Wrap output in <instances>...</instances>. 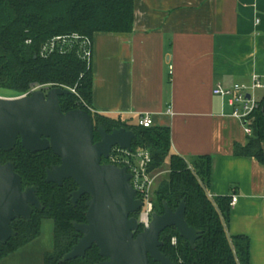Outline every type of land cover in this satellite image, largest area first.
<instances>
[{
    "label": "crops",
    "instance_id": "crops-1",
    "mask_svg": "<svg viewBox=\"0 0 264 264\" xmlns=\"http://www.w3.org/2000/svg\"><path fill=\"white\" fill-rule=\"evenodd\" d=\"M92 69L94 112L129 124L150 113L154 127H170L171 153L211 156L209 194L238 197L228 233L248 236L250 264H264V163L237 153L249 134L214 93L264 77V0H134L131 31L94 34ZM54 231L44 219L40 236L0 264H44Z\"/></svg>",
    "mask_w": 264,
    "mask_h": 264
},
{
    "label": "trees",
    "instance_id": "trees-1",
    "mask_svg": "<svg viewBox=\"0 0 264 264\" xmlns=\"http://www.w3.org/2000/svg\"><path fill=\"white\" fill-rule=\"evenodd\" d=\"M134 23V0H0V87L13 91L12 96L29 92L34 85H51L71 89L61 97L64 112L75 108L87 110L95 128L102 125L108 131L125 127L134 130V150L147 148L152 154L150 171L169 165L168 175L154 190V212H164V202L176 209L185 198V218L200 231L193 247L176 227L166 228L160 236V247L175 264H250L251 241L248 236L229 235L232 196H210L212 158L199 155L190 160L171 153V129L129 124L94 112L92 107L94 75L91 65L75 50L49 56L40 54L41 46L51 37L78 32L93 40L96 32H128ZM31 40L30 43L27 41ZM73 89L75 91H73ZM251 114V134L240 155L254 156L264 163V97ZM99 134L95 133V138ZM3 163L11 160L22 176L23 187L36 186L43 208H34L30 220L17 218L12 227L17 231L6 244L0 243L2 259L41 234L44 219L55 224L54 250L45 253L44 264H96L105 258L93 245L85 257L62 262L63 256L78 242L81 233L73 223L86 221L84 194L76 204L71 193L78 188L72 179L62 185L46 182V171L60 164L61 158L52 149L31 152L18 140L11 151L0 150ZM103 161H106L103 158ZM141 209L135 213L140 216ZM144 226L140 224L138 231ZM176 238V243L173 239ZM150 264H161L150 259Z\"/></svg>",
    "mask_w": 264,
    "mask_h": 264
},
{
    "label": "water",
    "instance_id": "water-1",
    "mask_svg": "<svg viewBox=\"0 0 264 264\" xmlns=\"http://www.w3.org/2000/svg\"><path fill=\"white\" fill-rule=\"evenodd\" d=\"M69 93V88L53 86L23 96H0V150H13L18 140L31 152L52 149L61 163L47 169L45 181L76 182L78 188L71 193L74 204L84 194L90 196L86 221L73 223L82 235L61 261L85 257L96 245L105 258L96 264H150V259L175 264L160 249L161 233L176 227L193 247L200 235L185 218L186 199L176 209L164 202V212H153L149 226L136 234L140 221L135 213L144 202L130 182L132 174L126 167L103 163L115 146L133 151L136 133L125 127L95 128L92 115L83 108L64 112L61 97ZM37 190L36 186L24 188L15 163L0 159V243L6 244L17 234L12 227L15 219L30 220L35 207L43 208Z\"/></svg>",
    "mask_w": 264,
    "mask_h": 264
},
{
    "label": "built area",
    "instance_id": "built-area-1",
    "mask_svg": "<svg viewBox=\"0 0 264 264\" xmlns=\"http://www.w3.org/2000/svg\"><path fill=\"white\" fill-rule=\"evenodd\" d=\"M27 42L30 43L31 40ZM72 50H75L88 65H91L93 57V40L89 36L82 35L78 32L51 37L41 46L40 54L42 56H49L55 52L66 53ZM50 87L51 85H34L29 92L20 96L31 94L37 89H46ZM259 89L264 91V77H260L257 74L253 75L252 84L249 87L240 84L227 89L218 85L214 89L215 94L227 99L228 104L233 108L232 115L244 122L245 131L249 135L251 134L250 114L259 106L254 92ZM73 91L75 90L73 89ZM139 124L143 127L153 126V115L150 113L141 114ZM106 161L110 164L126 167L128 172L132 174L130 182L137 192V197L141 198L144 202V206L141 208L138 218L140 224L144 227L149 226L152 213L154 212L153 196L156 185L154 173L150 171V165L152 163L151 151L147 148L129 151L120 146H115ZM209 195L212 197L211 194ZM237 200L238 197L233 195L230 203L231 207L235 205ZM173 243H176V238L173 239Z\"/></svg>",
    "mask_w": 264,
    "mask_h": 264
},
{
    "label": "rangeland",
    "instance_id": "rangeland-1",
    "mask_svg": "<svg viewBox=\"0 0 264 264\" xmlns=\"http://www.w3.org/2000/svg\"><path fill=\"white\" fill-rule=\"evenodd\" d=\"M12 94H15V93H13V91H11V90H8V89L0 87V96L14 97V96H12ZM23 94H25V93H23ZM257 95H260V96L262 95L261 98H263L264 97V92L262 90H259V91H257ZM17 96H20V95H17ZM162 171L165 172V169L162 168ZM162 171H160L158 173L159 176L156 178L157 180L155 182V184H156L155 188H156V186H158L160 181L168 175V173H163ZM155 188H154V190H155Z\"/></svg>",
    "mask_w": 264,
    "mask_h": 264
},
{
    "label": "flooded vegetation",
    "instance_id": "flooded-vegetation-1",
    "mask_svg": "<svg viewBox=\"0 0 264 264\" xmlns=\"http://www.w3.org/2000/svg\"><path fill=\"white\" fill-rule=\"evenodd\" d=\"M98 140H100V137H98V138H95V141H98ZM61 163V162H60ZM103 163H107V161H103ZM36 208V207H35Z\"/></svg>",
    "mask_w": 264,
    "mask_h": 264
}]
</instances>
